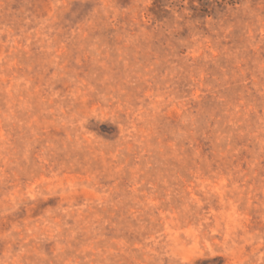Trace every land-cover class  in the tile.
<instances>
[{
    "label": "rangeland",
    "instance_id": "1",
    "mask_svg": "<svg viewBox=\"0 0 264 264\" xmlns=\"http://www.w3.org/2000/svg\"><path fill=\"white\" fill-rule=\"evenodd\" d=\"M0 264H264V0H0Z\"/></svg>",
    "mask_w": 264,
    "mask_h": 264
}]
</instances>
